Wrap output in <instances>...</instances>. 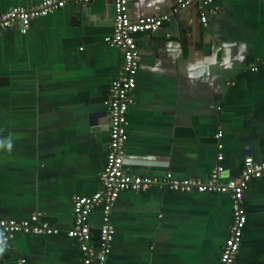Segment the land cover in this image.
I'll return each mask as SVG.
<instances>
[{"label":"crops","instance_id":"obj_1","mask_svg":"<svg viewBox=\"0 0 264 264\" xmlns=\"http://www.w3.org/2000/svg\"><path fill=\"white\" fill-rule=\"evenodd\" d=\"M177 2L127 3L132 21L169 16L137 37L123 149V173L158 184L115 200L106 264H217L232 223L230 194L161 183L167 174L205 182L219 154L227 178L247 157L264 161V0H193L175 10ZM27 5L0 0V13ZM113 18L111 1L71 2L31 20L24 34L17 25L0 31V220L36 215L60 230L0 241V264H83L65 231L72 199L101 190L109 87L123 66L122 49L109 44ZM241 206L245 224L232 264H264V177L246 184ZM88 222L97 249L102 210Z\"/></svg>","mask_w":264,"mask_h":264},{"label":"built area","instance_id":"obj_2","mask_svg":"<svg viewBox=\"0 0 264 264\" xmlns=\"http://www.w3.org/2000/svg\"><path fill=\"white\" fill-rule=\"evenodd\" d=\"M102 0H28L27 6H17L0 13V31L7 30L17 25L19 32L24 34L28 30L30 21L44 17L56 10L64 8L68 3L89 4ZM111 1L114 8L113 30L109 38V44L122 49L123 66L121 76L112 81L109 87L108 101V151L103 169L99 173L101 190L90 197H74L72 199L73 225L65 231L68 238L78 241L83 253V264H105L110 251L113 237L112 227L109 223V214L115 200L123 191L139 192L158 184L156 180L146 177H129L123 173L124 144L127 140L126 113L131 103V93L135 88L136 75L139 64V51L137 37L140 34L153 33L159 30L168 21L167 14L139 18L132 21L129 18L128 0ZM193 0H178L177 8H185ZM201 1L203 6L209 0ZM202 24L206 20L200 18ZM221 132L215 135L218 140ZM218 149L222 146L218 144ZM217 164L211 171L205 182L199 180H174L167 174L161 184L174 191H191L199 193L216 192L229 193L232 208V223L228 236L223 243L217 264H232L237 253L245 224V216L241 206L244 188L249 181L264 177V161H255L250 157L243 160L240 172L235 177L227 178L226 172L221 166L222 155L217 156ZM221 178L225 180L222 181ZM100 208L103 214V222L99 230V246L94 249L91 243L90 225L88 217L90 212ZM59 229L52 228L39 222L38 217L31 216L25 221L0 220V241L10 242L16 235H53L58 234ZM20 260V264H21Z\"/></svg>","mask_w":264,"mask_h":264},{"label":"clouds","instance_id":"obj_3","mask_svg":"<svg viewBox=\"0 0 264 264\" xmlns=\"http://www.w3.org/2000/svg\"><path fill=\"white\" fill-rule=\"evenodd\" d=\"M8 147H11V144L10 143L8 144Z\"/></svg>","mask_w":264,"mask_h":264},{"label":"bare ground","instance_id":"obj_4","mask_svg":"<svg viewBox=\"0 0 264 264\" xmlns=\"http://www.w3.org/2000/svg\"><path fill=\"white\" fill-rule=\"evenodd\" d=\"M202 16V15H201ZM139 51V50H138ZM138 72V71H137ZM122 73V72H121ZM127 120V119H126ZM125 151V150H124ZM199 193V192H198ZM91 234V233H90ZM106 264V263H105Z\"/></svg>","mask_w":264,"mask_h":264}]
</instances>
